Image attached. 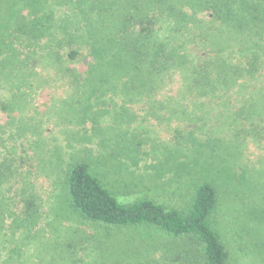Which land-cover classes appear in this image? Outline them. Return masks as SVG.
Instances as JSON below:
<instances>
[{
  "label": "rangeland",
  "instance_id": "374dc122",
  "mask_svg": "<svg viewBox=\"0 0 264 264\" xmlns=\"http://www.w3.org/2000/svg\"><path fill=\"white\" fill-rule=\"evenodd\" d=\"M113 1L124 5L159 7L153 12L164 14H174L173 8L175 12L184 9L185 13L191 14L206 3L229 4V0ZM234 1L239 6H248V10L235 11L244 18L238 17L239 22L234 21L235 17L228 19L235 26H244L245 30L252 32L256 47L262 50L260 60L263 64L260 63L262 66L257 67L251 76L250 68L246 67L247 61L241 56L247 52H239L236 42L240 41L233 40L235 27L231 28L230 33L215 34L213 40L216 46L212 44L211 48L221 50V56L225 55L232 65L243 67L240 69L242 77L231 83L225 99L222 98L225 102L216 97L206 101V97L191 96V91L180 87L177 74L169 80L165 79L164 84L158 87L161 89L152 95H134L133 100H139L127 102V97L119 92L123 90L120 89L123 80L130 76L123 75L114 83V92L110 88L101 97L92 100L97 117L86 113L81 118L82 123L78 122L77 119L83 115L80 106L76 105V113H70L72 119L68 113L50 118L46 114V107L54 96L59 104L64 97L63 92L39 91L32 85L37 79L30 77V74L41 73L40 68L27 49L20 48L21 42L12 39L17 56L25 61L23 66H17L11 72L5 68L7 73H0V131L3 132L5 147L1 154L9 161L14 160L16 170L13 178L4 182L2 187L5 189L4 195L12 198L14 204L23 195H33L38 217L33 238L23 230L18 231V240L26 236L27 248L25 250L24 243L21 244L18 251L8 258L10 264H177L174 260L179 254L184 255L186 264H194L188 251L194 250V247L186 238H172L153 228L138 225L110 227L94 224L84 221L86 219L77 213L74 215L69 208L64 177L75 161H87L92 173L122 204L147 198L183 209L193 188L200 182L210 181L219 192V206L214 217L216 221H212V225L228 251V264H264V176L260 175L263 177L260 178L252 174L247 179L251 188L247 187V182L241 177L242 165L234 164L232 169L220 148L232 140V134L241 125L248 126L244 115L251 112L250 107L253 109L256 106L259 97L264 96V92L254 94L255 88L264 83V0ZM14 4V0H0L1 35L3 22L20 23L21 12ZM187 5L195 8L189 9ZM253 9L260 15V22L251 24L249 14ZM142 12L147 11L144 9ZM211 16L210 10L199 13V17ZM166 32L159 38L164 37ZM8 41L4 48H7ZM179 42L181 44L183 40ZM189 48L184 46L185 50ZM186 52L189 53L188 50ZM3 58L2 53L1 64H5ZM71 67L80 71L83 66L77 62ZM108 74H111V70ZM241 87L244 90L236 92ZM69 94L66 93L65 99L67 96L74 98ZM78 98L84 101L88 99L84 93L79 94ZM194 100L196 102L192 103ZM244 100H248V103ZM154 101L162 104L149 108ZM57 103L55 100L56 107ZM184 105H188L186 111L183 110ZM232 112H239L240 117H234ZM222 138L226 142L222 143ZM193 139L206 146L217 144L219 150L196 155L195 143L191 142ZM136 146L138 152L134 155ZM144 152L148 155L145 156ZM248 152L249 155L242 154L247 157L246 163L257 165V161L251 159L254 155L252 150ZM7 205L8 201L2 203L4 209ZM3 223L9 225L12 221L5 219ZM13 240L9 242L18 243L16 239ZM6 241L8 239H1V242Z\"/></svg>",
  "mask_w": 264,
  "mask_h": 264
},
{
  "label": "trees",
  "instance_id": "16d2710c",
  "mask_svg": "<svg viewBox=\"0 0 264 264\" xmlns=\"http://www.w3.org/2000/svg\"><path fill=\"white\" fill-rule=\"evenodd\" d=\"M14 1L17 10L21 12L20 23L9 24L6 21L1 25L3 35L0 33V55L3 53L2 60L5 64L0 63V73L6 74L5 68L11 72L17 66H23L25 60L19 59L16 48H13L14 38L21 42L20 48L27 49L28 54L40 68V76L30 74V77L37 79H34L36 82L32 85L39 91L46 89L56 93L63 92L64 97H61L59 104L55 96L48 103L46 114L50 118L61 113H68L70 117L71 111L76 113V105L80 106L83 115L77 119L78 122L82 123L81 118L86 113L97 117L93 111L92 100L101 97L110 88L114 89V92L116 88H113L114 83L123 75L130 76L123 80V86L120 88L123 90L119 92L127 97V102L138 101L139 98L133 100L134 95H152L157 89H161L158 87L164 84L165 79L169 80L174 74L178 75L180 87L185 91H191V96L206 97V101L216 97L221 99L219 101L225 102L223 99L226 92H229L231 83L242 77L240 69L243 67L232 65L225 55L221 56V50H213L211 47L212 44L216 46L213 40L215 34L230 33L233 27H235L233 40L240 41L236 42L239 52H247L241 56L247 61L246 67L250 68L251 76L257 67L262 66L260 63L263 64L260 60L262 50L256 47L255 37H251L252 32L245 30L244 26H235L231 23L232 20L228 19L235 17L234 21L239 22L238 17L244 18L235 11L248 10V6H239L234 0H229V4L222 6L206 3L198 6L199 9L191 14L185 13L184 9L175 12L174 8V14L156 13L153 11L159 7L124 5L113 0ZM186 7L193 9L194 6ZM144 9L147 12H142ZM206 10H210L212 16L199 17V13ZM252 11L249 14V22L251 24L260 22V15L255 9ZM166 30V35L159 38ZM180 39L183 40L181 44ZM260 39L258 36L259 41ZM6 40H9V44L4 48ZM243 42L245 45H241ZM184 46L191 48L186 49L189 53ZM198 47L201 49L198 50ZM77 62L83 66L80 71L71 67ZM109 70L111 74H108ZM239 90L243 91L244 87L236 92ZM258 92H264L263 82L255 88L254 94ZM66 93L72 94L74 98L70 99L67 96L65 99ZM82 93L87 95V101L78 98ZM229 97L230 95L227 98ZM261 97L256 100L257 107L252 105L254 107L253 109L250 107L251 112H246L243 117L248 126L241 125V128L232 134V140L220 146L232 169L234 164L242 165L241 177L243 176L249 188L250 180L247 179L252 177V174L256 177L264 176V96ZM194 102L196 101L192 103ZM245 103H248V100ZM161 104L154 101L149 108ZM187 107L188 105H184L183 110L186 111ZM125 109L122 108L123 111ZM238 114L239 112H236L234 117H240ZM74 120L76 121V117ZM1 133L3 132L0 131V257L4 255V258L0 259V264H10L8 258L18 251L21 244L24 243L25 250L27 248L26 236L23 235L22 239L18 240V231L23 230L33 238L38 208L33 195L27 197L23 195L15 204L12 198L4 195L5 189L2 185L9 178H13L16 170L14 160L9 161L1 154V150L5 149ZM12 135L9 137L12 138ZM222 140V143L226 142L225 139ZM191 142L195 143L193 152L196 155H203L208 150L216 153L219 148L217 144L206 146L195 139ZM249 149L254 154L251 159L253 162L257 161V165H248L245 161L247 157L242 156L243 153L249 155ZM137 152L138 146L134 149V155H137ZM144 155L147 156L148 153L144 152ZM64 186L70 210L74 215L78 214L86 219L84 220L86 222L110 227L138 225L153 228L172 238L190 240L196 252L188 249L194 264L229 263L228 251L212 225V221H216L214 217L219 206V192L210 181L200 182L193 188L183 209L169 207L147 198H139L126 204L119 203L92 173L87 161H75L70 165L65 173ZM7 201L8 205L4 209L2 203ZM5 219H10L12 223L5 225L3 223ZM1 239L8 241L4 243ZM13 239L18 243L9 242V240L14 242ZM174 262L186 264L184 255H177Z\"/></svg>",
  "mask_w": 264,
  "mask_h": 264
}]
</instances>
